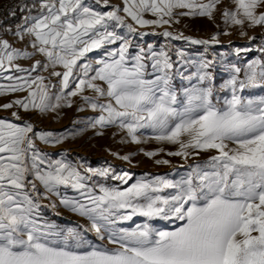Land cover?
Returning a JSON list of instances; mask_svg holds the SVG:
<instances>
[{"label":"snow or ice","instance_id":"1","mask_svg":"<svg viewBox=\"0 0 264 264\" xmlns=\"http://www.w3.org/2000/svg\"><path fill=\"white\" fill-rule=\"evenodd\" d=\"M102 3L107 7L109 0ZM221 3L123 0L122 9L114 6L101 12L85 0H31L20 9L27 15L14 31H8L27 45L16 48L0 38V78L8 81L0 85V96L17 92L27 96L0 107L44 113L71 107V98L80 97L84 106L99 113L90 121L94 129L115 127L136 144L154 139L176 145L166 155L185 162L201 153L209 156L189 164L177 180L155 176L129 183L132 176L124 173L113 178L126 187L101 186L94 194L76 167L48 160L36 146V140L59 144L65 136L35 131L31 123L0 119V264H264V94L243 95L246 89H264V60L248 63L243 78L241 69L234 67L222 86L228 92L223 98L211 84L209 62H202L197 83L185 88L181 99L172 87L174 65L165 51L149 55L141 50L130 56L129 41L108 30L114 22V27L136 31L120 11L140 27L163 26L179 23L180 16L214 20ZM232 5L221 13L225 24L239 26L242 35L245 26H264V0H232ZM145 13L155 19H145ZM117 41L119 47L105 50L95 67L80 63L88 53ZM212 42H218L217 36ZM37 54L44 63L36 60L30 68L17 63ZM57 66L63 71L50 73L60 78L59 90L52 93L56 85L45 83L39 70ZM86 90L95 95H85ZM13 116L19 119L17 113ZM145 132L150 135L142 141ZM159 151L144 154L151 158ZM87 171L109 175V169ZM60 186L84 197L83 202L61 198L60 203L88 219L87 231H94L100 244L74 229L57 231L39 222L40 199L59 196ZM134 216L145 220L130 229L116 226ZM157 219L177 226L161 230L152 224Z\"/></svg>","mask_w":264,"mask_h":264},{"label":"rangeland","instance_id":"2","mask_svg":"<svg viewBox=\"0 0 264 264\" xmlns=\"http://www.w3.org/2000/svg\"><path fill=\"white\" fill-rule=\"evenodd\" d=\"M85 3L101 12L110 11L114 6L123 8V0H109L107 7L104 6L102 0L99 3L97 0H85ZM231 7H233L232 0H222L221 5L214 13V20L199 16H180L178 17L179 23L144 27L135 25L123 11H120L118 14L125 17L126 24L132 23L136 31L130 33L127 27H114V22H110L108 30L114 31L116 35L129 41L128 53L130 56L136 55L141 50L149 55L151 52L165 51L174 65L172 87L180 93L181 99H183L184 89L197 83L196 76L201 63L209 62L206 71L211 76V84L215 94L223 98L228 95V92L222 90V86L233 74L234 67L241 69L240 77L243 78V70L248 63L255 59L264 60V51H261L264 48V26L254 28L245 26L243 31L246 35H242L239 26L225 24L221 17L224 8ZM144 18L155 19L150 13H145ZM164 31L171 32L173 35L165 37L162 35ZM214 35L217 36L218 42H212ZM0 38L7 39L16 48L24 49L27 45L26 40L21 41L8 31L0 34ZM188 38L208 40L209 43L207 45L193 44ZM120 43L121 41H117L114 44L105 45L99 50H94L88 53L80 63L91 62L95 67V60L103 57L105 50H115ZM238 49L239 51H237ZM28 50L31 51V49ZM36 60L45 62L44 57L37 54L31 59H20L17 63L21 67L30 68ZM151 63V60L147 61L149 78H152L153 75ZM52 71L62 72L63 68L57 66L55 69L50 67L46 71L40 69L39 74L46 77L45 83L50 82L56 85L50 90L52 93H56L60 87V78L51 76ZM6 84L8 81L0 78V85ZM84 94L95 95L90 90H86ZM261 94H264V89H246L243 93L246 96ZM25 96H27V92L5 94L0 96V105L11 103L16 99H23ZM71 99L73 101L71 107L65 106L56 111L44 113L34 109L25 111L18 106H13L10 109L0 107V119L18 124L31 123L35 131L65 136L66 138L59 144H45L36 140V146L48 160L62 161L76 167L82 175L87 177L85 183L94 194H99L101 186L126 187L127 185H123L119 180L113 178L114 175H123L124 173L132 176L129 183L137 179H151L155 176L177 180L187 172L189 164L202 162L209 156V153H201L199 157L185 162L181 157L166 155L169 151H175L176 145L157 142L154 139H147V142L136 144L125 139V133L115 127L94 129L90 126V121L95 119L99 113L84 106L80 97ZM82 106L83 110H79ZM13 113H17L19 119H16ZM148 135L150 133L145 132L141 137L142 141ZM161 149L163 151H159ZM147 151H159V155L149 158L144 154ZM123 156H128L129 160L122 159ZM157 159H166L169 163L158 165L155 163ZM88 169H109V175H94L88 172ZM41 191H43L42 186ZM61 198L84 201L80 192L71 187L60 186L59 196L40 199V207L37 210L39 222L52 225L57 231L67 232L69 229H74L88 241L100 244L96 239L95 232L87 231L90 228L88 219L66 208L60 203ZM144 220V217L134 216L132 220L119 222L116 226L130 229L136 224L143 223ZM152 224L161 230H173L177 226L174 222L159 219L152 221Z\"/></svg>","mask_w":264,"mask_h":264},{"label":"built area","instance_id":"3","mask_svg":"<svg viewBox=\"0 0 264 264\" xmlns=\"http://www.w3.org/2000/svg\"><path fill=\"white\" fill-rule=\"evenodd\" d=\"M30 3L31 0H0V34L9 29L14 31L22 23V18L27 13L20 9ZM12 12H15V16L11 15Z\"/></svg>","mask_w":264,"mask_h":264}]
</instances>
